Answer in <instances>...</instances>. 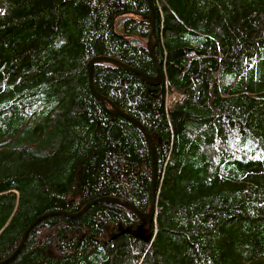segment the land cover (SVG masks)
<instances>
[{"label":"trees","instance_id":"obj_1","mask_svg":"<svg viewBox=\"0 0 264 264\" xmlns=\"http://www.w3.org/2000/svg\"><path fill=\"white\" fill-rule=\"evenodd\" d=\"M152 2L161 81L109 63L91 75L155 144L152 219L110 202L49 215L4 264H264V0ZM149 13L148 0H0V262L46 213L104 196L148 213L149 144L92 93L87 63L155 75Z\"/></svg>","mask_w":264,"mask_h":264},{"label":"water","instance_id":"obj_2","mask_svg":"<svg viewBox=\"0 0 264 264\" xmlns=\"http://www.w3.org/2000/svg\"><path fill=\"white\" fill-rule=\"evenodd\" d=\"M148 2H149V7H150L149 20L151 22V30H150V34L147 38V41H146V49L154 61V64L156 67V74L155 75H148L147 73L142 72L139 69L131 67V66L121 62L120 60H118L114 57H111V56H107V55L94 56L87 63L88 75L90 77L89 84H90V90L92 91V93L103 103L104 106H106L105 105L106 103L109 104V106H110L109 111L111 113L125 117L135 127H137L142 132V134L144 135V137L146 138V140L149 144L151 154H152L153 177H152V183H151V187H150V191H149V211H148V213H142L132 203L127 202L123 199H120L117 197H111V196H104V197H99V198H96L94 200H91L90 202L86 203L79 211H77L75 213H68L67 211H58V212L46 213V214L40 216L39 218L35 219L25 229L18 247L15 249V251L8 258L2 260L0 262V264H4V263L8 262L17 254L19 252V250L21 249L23 242H24V239L26 238V235L28 234V232L39 221H41L43 218H46L49 215H62V216H66V217L71 218V217H75L77 215H80L81 213L86 211L92 204H95L98 202H110V203H114V204H118L120 206H123V207L129 209L130 211H132L133 213L137 214L139 216V218L143 221V223H147L152 219V217L154 215V210H155V180H156V173H157V158H156V152H155V144L152 140V137L149 135V133L147 132V129L142 125V123L140 121H138L132 115L125 113L117 105H115L111 100L106 99L101 94H99L94 89L92 82H91L92 68L95 64H99V63H109L112 65L118 66L122 69L131 71V72L139 75L144 81H146L150 85L158 84L161 81L162 69L158 65L157 59H156L155 54H154V47H155L156 42H157V38L155 35V24H154L155 10H154V5H153L152 0H148ZM121 231H123V229H121ZM141 234L142 233H139L138 235L140 236ZM145 239H147V237H145Z\"/></svg>","mask_w":264,"mask_h":264},{"label":"built area","instance_id":"obj_3","mask_svg":"<svg viewBox=\"0 0 264 264\" xmlns=\"http://www.w3.org/2000/svg\"><path fill=\"white\" fill-rule=\"evenodd\" d=\"M168 96V95H167ZM166 96V105L169 106L172 102H180L183 99V95L179 94L178 96H174L172 99H168Z\"/></svg>","mask_w":264,"mask_h":264},{"label":"rangeland","instance_id":"obj_4","mask_svg":"<svg viewBox=\"0 0 264 264\" xmlns=\"http://www.w3.org/2000/svg\"><path fill=\"white\" fill-rule=\"evenodd\" d=\"M179 94H175V93H173V94H168V96H167V98L170 100V99H172L174 96H178Z\"/></svg>","mask_w":264,"mask_h":264}]
</instances>
